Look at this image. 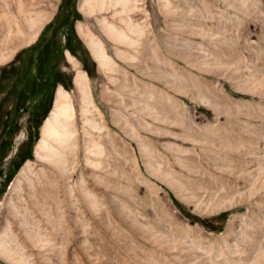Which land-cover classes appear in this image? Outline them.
<instances>
[{
  "label": "rangeland",
  "instance_id": "rangeland-1",
  "mask_svg": "<svg viewBox=\"0 0 264 264\" xmlns=\"http://www.w3.org/2000/svg\"><path fill=\"white\" fill-rule=\"evenodd\" d=\"M83 1L0 0V264H264V0Z\"/></svg>",
  "mask_w": 264,
  "mask_h": 264
},
{
  "label": "bare ground",
  "instance_id": "bare-ground-1",
  "mask_svg": "<svg viewBox=\"0 0 264 264\" xmlns=\"http://www.w3.org/2000/svg\"><path fill=\"white\" fill-rule=\"evenodd\" d=\"M100 1H101V3L98 2L97 4L100 3L101 7L104 6L105 0H100ZM123 1L125 2L126 0H123ZM119 2H120V0H114L112 2V4H117ZM126 2H125V5H126ZM82 3L88 4L89 6H91V4H92V3L90 4L89 0H84ZM121 5H122V3H121ZM123 8H125V7L123 6ZM89 12H91V11H89ZM102 20L104 23L102 22ZM101 22L104 25L106 24L105 25V26H107L106 28H108L112 32H114L118 36L119 39L126 41L128 43H131V44L134 42L135 39L132 38V36L130 37V36H128L127 33L125 34L124 32L119 31L120 29L117 30L114 23H112L111 21L108 22L105 18L104 19L101 18ZM35 36H34V38H35ZM92 42H93L95 54L102 58L101 63L108 64V62L110 61L109 60L110 58H108L107 55L104 53L101 44L94 39H92ZM110 64H112V62L109 63V65ZM79 79H80V83H81L80 86H81L82 92H83L82 115H83V121H84V131H85V129L88 128V127L86 128V125L91 126V128L92 127H94V128L100 127L99 126L100 124H98L95 121V119L89 114L94 105H93V101L91 100L89 94L87 93V90H86L87 88L85 87V86H87L86 75L80 76ZM85 133H86V131H85ZM94 142L95 141L93 140L90 143V146L88 145L89 147H91V150H93L92 145H93V147L95 145ZM75 147H77V129H76V123H75V108H74L73 100H72L70 93L66 89L61 88L57 94L55 107L43 125L42 139L40 140V143L37 146L36 154L42 156L43 158L45 157L52 162L58 163V162L64 160V156H66V154H67V153L66 154H64V153H65V151L67 152V149H74ZM2 245L0 243V249L2 251H4L5 253L9 254L10 256H12V254L10 252H8L4 248H2ZM13 261L15 264H21L22 263L21 260L20 259L18 260L17 258H16V260L14 259Z\"/></svg>",
  "mask_w": 264,
  "mask_h": 264
}]
</instances>
